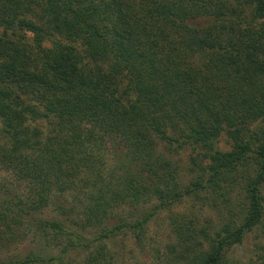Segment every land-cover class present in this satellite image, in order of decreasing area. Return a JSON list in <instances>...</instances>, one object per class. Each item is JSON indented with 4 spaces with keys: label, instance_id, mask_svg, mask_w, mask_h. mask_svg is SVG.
<instances>
[{
    "label": "trees",
    "instance_id": "obj_1",
    "mask_svg": "<svg viewBox=\"0 0 264 264\" xmlns=\"http://www.w3.org/2000/svg\"><path fill=\"white\" fill-rule=\"evenodd\" d=\"M0 28V264H112L107 240L186 198L225 215L172 218L165 258L228 264L264 237V0H0ZM163 144L194 151L187 183Z\"/></svg>",
    "mask_w": 264,
    "mask_h": 264
},
{
    "label": "rangeland",
    "instance_id": "obj_2",
    "mask_svg": "<svg viewBox=\"0 0 264 264\" xmlns=\"http://www.w3.org/2000/svg\"><path fill=\"white\" fill-rule=\"evenodd\" d=\"M30 35L31 33L26 31V36L29 37ZM23 99H28V101L26 100L27 103H31L34 107L42 109V106L36 104L30 96H24ZM31 121L32 120H29L28 123L30 124ZM45 123V121L41 120V125L44 126ZM216 146L221 151H227L231 148L230 141L226 134L223 133L218 138ZM159 151L171 160L176 176L183 183H187L189 179L193 177L196 166L192 160V156H194L195 153L192 151L191 147H178L163 144L159 147ZM108 158L109 155L107 156V159ZM107 163L111 164L113 162L109 159ZM9 180L5 170L0 168V196L5 195L7 189H3L2 185L7 186ZM23 185L22 183L21 186H18V183L14 181L12 186H17L15 189L22 191L24 188ZM227 189L229 195L233 198L231 201L241 196L240 191H242V185L239 181L228 183ZM262 195L264 197V187L262 189ZM61 199L62 198H58V200ZM53 208L54 205H51L50 209H48L49 211L46 213L47 216L53 215ZM129 211L130 209L128 207L116 209L110 222L116 223L120 217L127 215ZM221 211L222 209L212 207L211 205L204 206L199 200L194 198H186L182 203L172 208V210H164L156 214L146 225L145 235L141 241L135 239L130 232L122 235L120 234L112 240H107L111 262L112 264H183L182 261L174 262L172 258H170L171 256L168 258L164 257L167 246L174 243L176 239L172 232V218L183 220L195 218L196 222L205 224V221L208 219H213L215 222L220 220L221 217L225 215ZM28 220L30 219L26 218L25 222ZM32 237L33 236L30 235L29 239L23 240L21 244H19L17 251L20 253H25L30 250L40 251V247L30 240L33 239ZM42 251L50 254L57 252V250L53 248H42ZM160 253L163 254L162 258L159 257ZM83 256L82 253H73L65 264H81ZM226 258L228 264H264V237L259 236L256 230L246 233L240 244L234 245L227 251Z\"/></svg>",
    "mask_w": 264,
    "mask_h": 264
}]
</instances>
